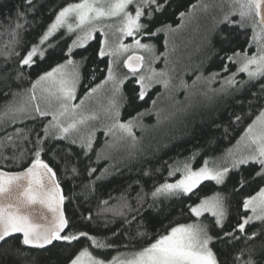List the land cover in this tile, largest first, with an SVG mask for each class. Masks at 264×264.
I'll return each mask as SVG.
<instances>
[{
  "label": "trees",
  "instance_id": "obj_1",
  "mask_svg": "<svg viewBox=\"0 0 264 264\" xmlns=\"http://www.w3.org/2000/svg\"><path fill=\"white\" fill-rule=\"evenodd\" d=\"M225 1L170 0L163 14L156 13L152 18L157 23L166 20L175 27L181 23L178 13H188L190 6L197 5L185 17L183 27L169 38V49L175 47L174 52L170 51L168 63L169 69H175L176 80L173 83H178L182 77L189 87L169 92L156 85L149 91L145 101L122 108V120H127L136 112L150 110L133 129L136 137L134 144L128 139L109 151L107 145L112 140L111 136H105L104 126L111 121L104 114H97L100 117L98 121H91L82 130V134L95 130L93 149L87 155L79 147L82 135L72 134L77 144L52 138L45 142L41 158L55 171L66 197L64 211L70 221V228L66 232L86 231L115 246L108 249L90 247L97 257L110 259L119 252L130 250L132 246L140 249L176 224L197 222L188 206L219 192L226 197L227 218L223 231L215 227L214 218L209 213L199 219L209 224L211 235L220 238L214 240L211 246L221 264H236L234 258L241 251L244 254L239 264H246L249 259L254 264H264V221L253 220L246 225L244 233L236 231L234 235L238 239L224 236V232H231L240 222L241 216L250 215L249 210H243L244 198L255 195L264 187V179L255 176L257 166H242L239 172H231L223 185L206 181L191 198L159 197L154 200L152 197V192L160 184L180 178L179 173L169 177V166L182 167L186 161L190 162L193 169L200 168L205 161L209 166H225L226 161L230 164V160H227L228 151L235 148L247 127L264 109V93L261 91L264 78L248 81L245 73H239L236 80L245 83H238L227 93L214 91L220 89L219 81L211 85L198 82L192 86L197 73L191 70L200 69L207 76L222 70L226 63L223 59L225 54L231 55L236 50L243 52L246 48L249 55L255 51V46L248 48V40L252 35L250 25L244 29L218 26L223 15L230 11L229 0ZM74 2L79 0H32L31 5L25 0H0V114L4 113L8 102L12 101L18 107L17 104L27 100L28 94L24 90L29 89L40 74L67 59L65 53L75 34L60 29L40 46L46 52L43 59L35 58L31 68H21L19 63L32 45L39 44L40 37L60 9ZM20 11L26 14L20 21L24 27L19 30L18 43L12 45L9 43L12 38L8 35V29L10 25L14 26L17 12ZM233 19L238 20L239 17ZM142 23H148V19L142 18ZM157 23L149 24V30H154ZM219 31L229 36L230 43L220 42ZM94 37L85 47L73 50L72 59L80 62V82L74 103H79L88 89L99 85L107 76L110 58H98L103 37L99 32ZM164 39L163 35L151 39L145 36L141 42L154 44L158 56L165 51ZM132 40V37H127L125 43L131 44ZM10 51L19 52L20 56L10 55L6 60L5 53ZM136 54L146 55L145 59H150L143 50H137ZM238 66L229 64L228 73L223 75L236 72ZM152 67L157 71L164 69V59L156 60ZM17 72H23V77L17 79ZM117 73L124 76L128 74V69L121 65ZM133 86L134 79L127 81L123 87L124 94L131 96ZM13 93H19L14 101ZM111 94L107 95L108 99ZM152 100H156L155 106ZM237 116L241 119L236 120ZM50 119L51 116L29 117L17 119L13 123L5 117L0 121V168L19 171L31 164L37 133L43 136L42 129ZM17 130H20L21 135L26 134L28 139H18L15 135ZM9 136L13 140L6 143ZM73 167L77 169L76 173L71 171ZM90 168L96 169L91 176L88 174ZM105 169L107 172L103 178L97 180L96 177L101 176ZM241 176L245 177L247 183L236 191L234 189L239 188ZM138 196L142 197L140 203ZM122 197L127 199L131 209L126 210L124 217L114 215L109 210L118 209ZM89 215L92 219H85ZM133 216L135 219H132ZM125 219L130 223H125ZM138 232L144 235H137ZM254 232L257 233L255 238L248 239ZM88 244L89 241L83 238L71 244L54 241L48 248L36 250L27 248L20 236H13L0 244V264H69V260ZM124 245L129 248L125 249Z\"/></svg>",
  "mask_w": 264,
  "mask_h": 264
},
{
  "label": "snow or ice",
  "instance_id": "obj_2",
  "mask_svg": "<svg viewBox=\"0 0 264 264\" xmlns=\"http://www.w3.org/2000/svg\"><path fill=\"white\" fill-rule=\"evenodd\" d=\"M31 5L32 0H25ZM170 5V0H79V2L68 3L60 9L56 14L54 21L48 26L47 30L39 39V44H34L20 59V67L31 68L35 64V58L43 59L46 55L44 49L40 46L49 40L60 29H66L67 33L79 32L76 39L69 45L65 56L67 59L63 63L57 64L49 71L40 74L35 81L32 82L29 89L24 90L30 101H38L37 91L41 95L39 99L47 100L53 97L59 102V108L55 112H50L46 108H42L37 102L31 106L29 111L23 106L15 107L12 101L5 105L4 113L0 114V121L8 117L11 122L17 119L25 118H45L51 116V119L44 125L42 131L43 136L37 133L35 141L34 159L31 165L22 172L9 173L0 170V241L13 236L14 234H22V243L26 246L44 248L51 245L54 241H64L71 244L80 239L89 241L88 245L82 247L70 260L69 264H221L217 253L211 246L216 239L210 234V226L199 218L209 213L214 218L215 227L221 231L225 228L227 209L226 197L217 192L211 197L200 199V202L189 205L190 213L197 218L195 223H180L170 227L165 234L158 235L157 238L140 249L134 246L130 250L119 252L110 259L97 257L90 251V247L95 249H108L115 246L106 243L102 239L91 235L86 231L66 232L70 228V221L64 212V202L66 197L63 195L59 182L56 179V173L53 168L41 158L45 151L44 144L48 138L58 140H70L72 144H77L76 139H72L73 132L79 131L80 126L85 125L89 120H96L99 117L95 113L85 114L83 106L85 100L91 98L100 91L104 85L111 84V97L108 100L107 107L104 109L107 120L110 124L104 126L105 136H112L118 140L125 138L130 139L133 144L136 137L133 129L137 123L150 110L136 112L127 120L121 119V110L125 106H131L135 102H143L148 96L149 91L156 85L161 86L165 91H175L176 89H187L189 85L181 77L178 83L174 75L175 69H169V54L174 52L175 47L169 49V38L183 27V22L187 15H190L192 9L197 5L190 6L188 13L179 12L178 19L180 24L175 27L166 20L157 21L152 18L156 13L165 11ZM130 6L134 8V12L130 11ZM230 11L226 12L219 25L229 27L237 26L241 29L250 25L252 35L248 40V48L255 46V51L249 55L246 48L243 52L236 50L231 55L225 54L223 59L226 61L224 67L219 72L209 73L207 76L200 69L191 70L196 74L192 86L198 82L211 85L220 82L221 87L218 90L227 93L238 83L243 84L244 81H237L236 76L239 73H245L248 81H256L264 78V0H229ZM26 14L23 11L17 12V21L14 26H9L8 35L11 36L10 44L18 43L19 30L24 27L20 21ZM238 16L235 20L233 17ZM146 17L148 23H142V18ZM116 18L119 20L117 31L120 34V43L116 48H112L108 42V34L104 28L100 26V22L107 19ZM74 21V23L72 22ZM157 23L154 30H149V24ZM99 32L103 37L100 41L98 50V58L103 59L109 57L107 66V76L95 87L88 89L84 97L79 103H73L77 99V86L80 82V62L72 59L73 50L83 48L93 40L94 34ZM163 35L165 51L156 55V47L152 43H142L141 38L149 39ZM219 40L222 44L230 43L229 36L222 31L218 32ZM125 37H132L131 44H124ZM140 37V38H138ZM8 45H5L7 48ZM137 50H143L148 53L150 59L147 61L145 56L136 54ZM132 52L124 60V67L128 69V74L119 76L114 68V60L123 53ZM20 56L19 52L10 51L5 53V59L8 56ZM163 58L165 68L157 71L152 64ZM229 64H238L236 72L227 76ZM69 68L71 70H69ZM143 69V71H141ZM23 77V72H17V79ZM134 79L132 95L127 96L123 92V87L127 81ZM264 93V85L261 86ZM19 93H13V101ZM47 94V96H45ZM159 95V94H158ZM155 106L156 100H152ZM71 116L72 119L65 120ZM241 117L237 116L236 120ZM16 137L21 140H27L26 134L21 135L17 130ZM95 138V130L90 131L87 136L79 138V147L84 154L92 151ZM13 137H7V142H12ZM238 146L235 151H228V159L230 164L225 166L209 167L208 162L198 169H193L190 162H185L182 167L169 166V177L180 174V178L174 182L160 184L152 192L153 199L159 197L179 198L187 196L191 198L204 182H214L216 185L225 184L229 178V174L233 171L239 172L242 166H257L255 176L264 179V109H261L259 115L245 130V134L241 140L237 142ZM6 146V144H5ZM23 155V153H22ZM99 158V154H98ZM73 173L77 169H71ZM96 172L95 168L88 170L89 176ZM107 172L104 170L101 176L96 179L100 180ZM239 191L247 183L245 177L239 178ZM142 202V197L138 196V203ZM107 204V201L103 202ZM243 210L247 212L251 209L252 215L240 217V222L236 224L231 232H224L225 237L238 239L234 233L239 231L245 232L246 225L253 220L264 221V187L253 196L246 197L242 204ZM114 215L125 216L126 210L130 211L127 199L122 197L118 209H109ZM85 219L91 220L89 215ZM135 219V216L132 217ZM125 223H130L125 219ZM115 235V233L113 234ZM137 235H144L138 232ZM257 233H252L248 239H253ZM134 239V238H132ZM128 249V245H124ZM243 251L236 256L234 260L239 264ZM246 264H254L249 259Z\"/></svg>",
  "mask_w": 264,
  "mask_h": 264
},
{
  "label": "rangeland",
  "instance_id": "obj_3",
  "mask_svg": "<svg viewBox=\"0 0 264 264\" xmlns=\"http://www.w3.org/2000/svg\"><path fill=\"white\" fill-rule=\"evenodd\" d=\"M224 2H226V1L224 0ZM129 10L134 12V8L132 6H130V9ZM72 22L74 23V21H72ZM100 26H102L104 28V31L108 34V42H109V45L112 48H116L118 46V44L120 43V34L117 31V28L119 26V20L116 19V18L103 20V21L100 22ZM64 30L66 31V29H64ZM73 34H75V35H73L74 36V40H75L76 39V36L78 34H80V33L79 32H75ZM126 38L127 37H125L123 39V43L124 44H129L127 42L125 43ZM128 53H123L122 55H120L118 57H114V59L112 58L114 60V68H115L116 72L121 68V65H124L123 62L127 58ZM143 56L146 57V55H143ZM148 57H149V55H148ZM145 60H146V64H145V68H146L147 67L148 58H146ZM69 70H71V69L69 68ZM109 93H111V84L104 85V87L100 91H98L96 94H94L91 98L87 99L88 101H86L85 104H84V106H83V112L85 114L95 113L96 115L97 114H99V115L100 114H104L105 115L104 109L107 107V104H108V100L109 99H108V96L107 95ZM40 95H41V93L38 90L37 91L38 101H30L29 100V97L27 95V100L22 101L21 103L17 104V106L18 107H20V106L26 107L30 111L31 110V106L33 104L39 102L40 103V106L42 108H46L50 112L57 111V109L59 108V102L57 100H55V98L48 97L47 100H45V99H39ZM45 96H47V94H45ZM62 119H65L67 121V120L72 119V117L69 116V117L62 118ZM91 121L95 122V121H98V119H96V120H89L85 125L80 126L79 131L73 132V135L87 136V134H82V132H83L82 130L85 127H88L89 126V123ZM111 140L112 141H110L109 144L107 145V149L109 151H112L114 148H118L119 146H121L124 142H126L128 140V138H125L123 140H118V139H116V138H114V137L111 136ZM242 146H243L242 144L239 145V146L237 144L235 146V148L233 149V151H235L237 149V147H242ZM227 158H228V155H227ZM227 160H229V159H227ZM209 167H214V166H209ZM249 212H250V215H252L251 209H249Z\"/></svg>",
  "mask_w": 264,
  "mask_h": 264
},
{
  "label": "water",
  "instance_id": "obj_4",
  "mask_svg": "<svg viewBox=\"0 0 264 264\" xmlns=\"http://www.w3.org/2000/svg\"><path fill=\"white\" fill-rule=\"evenodd\" d=\"M139 55V54H138ZM31 164H29L27 167H25L24 169H22V170H19V171H7V170H5V169H2V168H0V170H2V171H5V172H9V173H16V172H22V171H24V170H26L29 166H30ZM55 172V171H54ZM56 179H57V175H56ZM57 181H58V179H57ZM61 187V186H60ZM61 190H62V187H61ZM62 193H63V190H62ZM64 207V206H63ZM65 212V211H64ZM67 230V229H66ZM65 230V231H66ZM13 236H20L21 238H22V234H19V233H17V234H14ZM13 236H11V237H13ZM8 238H10V237H8ZM8 238H6V239H8ZM5 239V240H6ZM4 240V241H5ZM4 241H0V244L1 243H3ZM54 243V242H53ZM52 243V244H53ZM51 244V245H52ZM51 245H47V246H45L44 248H37V247H31V246H26L27 248H31V249H36V250H42V249H46V248H48L49 246H51Z\"/></svg>",
  "mask_w": 264,
  "mask_h": 264
}]
</instances>
